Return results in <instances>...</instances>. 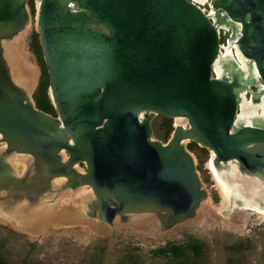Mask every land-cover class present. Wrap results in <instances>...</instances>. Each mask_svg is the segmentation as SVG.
Returning a JSON list of instances; mask_svg holds the SVG:
<instances>
[{"label": "water", "instance_id": "1", "mask_svg": "<svg viewBox=\"0 0 264 264\" xmlns=\"http://www.w3.org/2000/svg\"><path fill=\"white\" fill-rule=\"evenodd\" d=\"M28 1L0 0V201H24L8 215L32 222L68 188L90 186L88 218L166 232L208 198L187 140L212 151L216 170L255 183L259 204L228 190L222 214L264 213V114L243 110L264 99V0H209L210 12L195 0H36L57 116L37 107L33 85L15 72ZM157 114L189 127L154 139ZM18 155L30 157L21 173L10 162Z\"/></svg>", "mask_w": 264, "mask_h": 264}, {"label": "rangeland", "instance_id": "2", "mask_svg": "<svg viewBox=\"0 0 264 264\" xmlns=\"http://www.w3.org/2000/svg\"><path fill=\"white\" fill-rule=\"evenodd\" d=\"M33 2L35 9L28 1L30 24L18 37L16 57L21 62L20 72L33 85L31 95L37 105L40 83L43 78L49 80V76L43 74L31 47L32 34L39 28L38 5L36 0ZM201 5L211 11L209 0ZM229 37L230 30L221 29V43L227 45ZM47 90L54 105L50 86ZM246 96L250 100V94ZM53 115L57 116V111ZM177 124L189 127L187 118L178 120L157 114L152 120L153 138L167 142ZM186 147L194 155L208 191L196 217L163 233L157 232L151 221L144 225L119 223L114 230L84 214L86 206L82 199L91 194L90 186L77 194L68 188L55 206H46L47 212L39 218L32 213V222L22 218L26 216L0 212V264H264V213L242 209L231 217L222 214V192L210 167L212 151L192 140L186 141ZM78 166L86 170L85 163ZM16 167L21 173L25 165L16 163ZM64 180L58 178L57 182ZM39 221L43 224L39 225ZM196 244L203 247L201 252L194 250Z\"/></svg>", "mask_w": 264, "mask_h": 264}, {"label": "bare ground", "instance_id": "3", "mask_svg": "<svg viewBox=\"0 0 264 264\" xmlns=\"http://www.w3.org/2000/svg\"><path fill=\"white\" fill-rule=\"evenodd\" d=\"M197 1H200V2L203 3L205 0H197ZM232 45L234 46V43H232ZM232 49H233V47L230 49L231 52H232ZM235 50H236L237 57H239L238 59H240V60H238L236 58V60H238V62H241L240 64L245 68V70L247 71V74L249 75L250 72H249L248 66L245 63V59H244L243 55L241 54V52L237 48ZM225 56H227L226 57L227 60H225L226 64H230L231 58H229L228 53L225 54ZM15 58H14V60H15L14 63L16 64L15 70H16V74H18V71H20V69H21V68L19 69V67H20L19 63H21V62L18 61V58L16 56H15ZM241 60L244 61V63ZM17 67H18L19 70H17ZM219 69H221V70H219ZM29 70L31 71V73L34 76V72L35 71L32 69L31 66H30ZM217 71H224V68L222 66H219V68H218V66H217ZM253 71H255L257 73L256 69H254ZM22 73H23V71H22ZM24 77H25V75H24ZM27 77L28 76L25 77L26 78V82L25 83L27 85H30V80L28 79L29 77L28 78ZM17 80H19V79L17 78ZM257 101L253 102L254 104L253 103L252 104L251 103L248 104L247 102L243 103V105H245L244 109H243L244 110V114H246L245 117H247L248 115H251V112L257 113V114H264V111H262L261 113H258V111L256 110L257 103H259ZM262 109L264 110V104L262 105ZM177 119L179 120L181 118H177ZM29 161H30V157L29 156H25V155H18V156L12 157L11 160H10V162H12L15 165V167H16V163L17 164L22 163L26 167V165H27V163ZM217 173H218V176L221 178L222 183H223V185H220V182H219L220 190H221L222 196H223L222 205H224V204L226 205L227 204V201H228V190L236 191L242 197L247 196V198H249L252 203H258V204L260 203V195L257 192H254V189H253L255 187L254 186L255 183H253V181H251L249 179L247 180V179L239 177L238 172H236L235 170H232L231 173L229 174V173H227V171L224 168H221ZM57 184H61V183H57ZM78 192H80V190ZM90 192L92 193V190ZM84 199L86 200V197L85 198L83 197L82 201ZM23 202L24 201L15 202L12 199H10V200L9 199L8 200H1L0 201V212L8 213V214L9 213L10 214L11 213H15L17 211V208L20 209V208L24 207V205L22 204ZM51 205H53V204H51ZM51 205H47V207L49 208V206H51ZM53 206H51V207H53ZM44 210H46V209H44ZM42 213H44V212H42ZM152 223L153 222H150L151 226H152ZM142 224L144 225V223H142Z\"/></svg>", "mask_w": 264, "mask_h": 264}, {"label": "trees", "instance_id": "4", "mask_svg": "<svg viewBox=\"0 0 264 264\" xmlns=\"http://www.w3.org/2000/svg\"><path fill=\"white\" fill-rule=\"evenodd\" d=\"M30 3H31L32 8L35 9V4L33 0H30ZM31 47L33 49V52L38 56L39 62L42 66L43 74H46L47 76H49L47 66L44 60V56H43V49H42L41 40H40V33L38 31H35L32 34ZM48 86H50V80L43 78L40 83V88H39L40 95L36 98L37 107L48 113L54 114L56 113L57 110L55 106L52 104L51 99L48 95V90H47ZM170 130H171V127L167 129V134L170 132ZM174 249H176V247ZM202 249L203 247L200 244H196L194 246V250L196 252H201ZM3 264H6V263L3 262Z\"/></svg>", "mask_w": 264, "mask_h": 264}, {"label": "flooded vegetation", "instance_id": "5", "mask_svg": "<svg viewBox=\"0 0 264 264\" xmlns=\"http://www.w3.org/2000/svg\"><path fill=\"white\" fill-rule=\"evenodd\" d=\"M196 2H199V3H202V2H200V1H197V0H195ZM207 0H205L203 3H205ZM232 53H234V50L232 49ZM234 56H235V58H239V57H237V55H235V53H234ZM238 60H240V59H238ZM242 61V60H241ZM243 63H244V61H242ZM241 63V62H240ZM218 68H219V66H218ZM219 70H221V69H219ZM250 103V102H249ZM248 103V104H249ZM252 104V103H251ZM264 104V99L261 101V102H259V103H257V107H256V110L258 111V113H261L262 111H264L263 109H262V105ZM244 106L245 105H243V109H244ZM210 167H211V169H212V171H213V174H214V176H215V178H216V180H218V182H220V185H223V183H222V180H221V178L218 176V171L216 170V168L214 167V165H213V163H212V160H211V163H210ZM225 205V204H224ZM223 205V206H224Z\"/></svg>", "mask_w": 264, "mask_h": 264}]
</instances>
